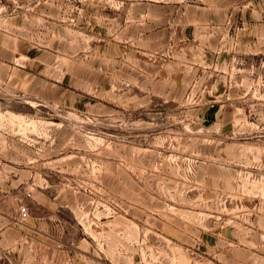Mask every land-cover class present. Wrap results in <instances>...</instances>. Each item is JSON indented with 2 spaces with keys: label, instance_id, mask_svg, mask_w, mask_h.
<instances>
[{
  "label": "rangeland",
  "instance_id": "374dc122",
  "mask_svg": "<svg viewBox=\"0 0 264 264\" xmlns=\"http://www.w3.org/2000/svg\"><path fill=\"white\" fill-rule=\"evenodd\" d=\"M193 3L0 0V264H264V17Z\"/></svg>",
  "mask_w": 264,
  "mask_h": 264
},
{
  "label": "crops",
  "instance_id": "0c3cea01",
  "mask_svg": "<svg viewBox=\"0 0 264 264\" xmlns=\"http://www.w3.org/2000/svg\"><path fill=\"white\" fill-rule=\"evenodd\" d=\"M256 1L195 0L196 4L182 5L177 9L175 6L171 8L168 4L165 7L158 6L150 10L147 21L141 23V27L145 31H149V35H145L144 38L147 41L152 40L151 42H154L161 33H169L175 27V16L179 13L184 25L182 29L189 33L187 39L191 37L190 40H200L203 44L201 48L206 47L211 51L219 52L222 48L217 49L218 42L221 34L223 35L226 32L227 27L230 29L231 25L237 22L238 19L246 21L252 15H262L264 17V8H257L259 4H256ZM159 21L165 22L162 24L165 29L162 31L156 29L154 31L153 27L158 25ZM139 24L140 21H138ZM260 26L264 33V23ZM138 28L140 26L137 27V30ZM215 39L217 40L216 44L213 41Z\"/></svg>",
  "mask_w": 264,
  "mask_h": 264
},
{
  "label": "built area",
  "instance_id": "2783aa9c",
  "mask_svg": "<svg viewBox=\"0 0 264 264\" xmlns=\"http://www.w3.org/2000/svg\"><path fill=\"white\" fill-rule=\"evenodd\" d=\"M19 214L21 217H26L27 212H26V208L25 207H21L19 210Z\"/></svg>",
  "mask_w": 264,
  "mask_h": 264
}]
</instances>
